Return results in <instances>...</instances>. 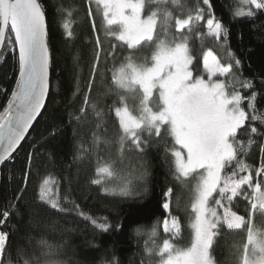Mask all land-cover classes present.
<instances>
[{
	"label": "snow or ice",
	"instance_id": "obj_1",
	"mask_svg": "<svg viewBox=\"0 0 264 264\" xmlns=\"http://www.w3.org/2000/svg\"><path fill=\"white\" fill-rule=\"evenodd\" d=\"M96 3L103 5L107 32L120 42L111 45L105 59L111 57L119 66L111 70L112 103L100 105L99 99L91 103L88 93L101 61V52L96 51L93 79L86 84L88 93L84 94L83 104L97 118L114 115L117 139L93 132L86 151L91 153L101 150V145L118 144V159L98 167V178L91 183L99 185L101 177H115L116 165L123 164L124 156L128 155L139 160L136 176L139 183L133 186L125 181L104 190L121 197L147 192L151 174L145 158L149 149L162 147L165 161L173 162L169 167L172 181L168 186L166 178L161 186L162 217L149 234L150 239L156 236L157 227L162 225V245L153 241L151 247L146 246L149 256H158V264H217L214 252L219 238L226 233L246 232V240L236 242L231 250V264H264V232L254 225L257 213L264 217V143L257 144V139L264 140V119H260L259 126L256 124V87L252 79H240L243 75L240 59L230 56L232 62L222 63L209 50L203 55L201 71L193 64L189 47V36L201 27H206L207 35L216 41H227L229 30L214 15L213 3L211 0H192L191 5L179 0H96ZM241 4L248 6L247 11L237 8L236 17L256 18L258 12H264V0H241ZM172 5L181 15L169 10ZM88 14L91 15V9ZM6 29H10L7 35ZM48 35L45 0H0V60L11 55L18 63L15 87L0 112V166L15 162V154L27 142L30 130L46 108L52 62ZM95 44L99 49L102 44L99 37ZM124 46L130 51L119 61L118 49ZM145 47L152 48L150 58L137 59L136 50ZM0 95L7 96L8 92L0 90ZM260 95L264 97V92ZM129 98L138 100V105L130 106ZM87 116L82 107L75 120ZM96 127L102 125L98 123ZM107 131L104 127L105 134ZM242 136L247 137L246 145ZM252 145L259 151L258 166L241 158V153L247 154ZM27 159L30 171L34 156L29 154ZM23 183L26 188L28 171L23 175ZM51 184L45 179L40 185L37 214L67 215L70 209L56 197ZM177 185L187 189L190 202V211L187 207L183 209L189 229L185 246L177 244L183 232L177 215L183 193L177 190ZM25 188L20 189L22 195L15 197L16 201L23 199ZM241 200L249 206L245 215L235 210ZM11 207L19 212L16 204ZM71 211L101 233L113 227L106 218L101 222L87 215L78 204ZM10 214L8 210L0 212V227L7 224ZM29 244L17 249L15 264H21L23 256L28 257L23 264H62L57 259L59 244L49 243L43 236L35 241L30 239ZM11 247L10 233L0 230V264H14Z\"/></svg>",
	"mask_w": 264,
	"mask_h": 264
},
{
	"label": "trees",
	"instance_id": "obj_2",
	"mask_svg": "<svg viewBox=\"0 0 264 264\" xmlns=\"http://www.w3.org/2000/svg\"><path fill=\"white\" fill-rule=\"evenodd\" d=\"M181 4L191 5L192 0H179ZM214 15L221 19L229 30L227 41L221 40L223 46L205 43L200 45L196 41L195 31L191 33L189 47L194 58V65L202 71V60L205 50L216 52L222 63L232 62L229 57L234 56L242 62L243 75L240 79H252L257 90L258 110L256 115L259 126L260 119H264V12H258L256 18H237L234 13L240 7V0H211ZM96 0H45L46 19L49 32V42L52 57V82L48 104L35 127L23 143V147L15 154L14 163H6L0 171V212L8 210L11 214L5 226L0 230L10 233V251L15 264L18 248L29 247V241L38 240L41 236L49 243L60 245V254L57 257L62 264H158L159 257L149 256L146 246L151 247L153 241L162 244L164 233L162 225L157 227V235L149 238L154 224H159L162 217L159 207L161 186L166 183L171 186L172 177L169 167L171 160L165 161L164 149H149L145 158L150 165V176L147 182V192L140 195L112 196L104 189H112L125 181L135 186L138 173V158L125 155L123 164H117V175L110 179L101 177V184L93 185L91 181L98 178L96 169L110 164L118 159V144L111 147L101 145V150L88 152L92 141V133L117 139V126L113 116L97 118L91 108L83 104V97L88 93L86 84L92 80V66L96 63L95 53L101 52V61L98 73L93 81L90 93V102L99 99L100 105H109L114 97L110 92L111 70L118 67L117 60L105 54L111 50V45L120 42L112 36L99 39L102 41L98 49L95 40L99 36V23ZM89 9L93 17L88 14ZM174 15H181L179 9L172 5L169 10ZM148 9L146 8V12ZM67 25V28L64 27ZM95 25V27H93ZM159 29V27H158ZM163 37V29H159ZM10 29H8V32ZM7 32V33H8ZM68 32L72 35L69 36ZM189 36V37H190ZM118 60L127 57L130 50L126 46L118 49ZM152 48L145 47L136 50V58L143 59L151 56ZM18 77V63L11 55L0 60V90H6L7 96L0 95V112H3L11 91L15 87ZM231 82V81H229ZM237 89L238 85H237ZM243 91V90H241ZM247 94V92H244ZM90 112L88 119L76 121L80 109ZM101 128H97V124ZM104 127L107 133H104ZM75 132V135H74ZM247 144V137H241ZM264 140L257 139V144ZM79 149V151H78ZM34 159L30 171L27 168L28 155ZM81 157L77 160L74 157ZM246 163L258 166L259 151L256 145L247 149V154L241 153ZM28 171L27 187L23 183V175ZM57 181L60 194L70 209L67 215L51 213L37 214L39 208V188L45 179ZM194 183V182H193ZM25 188L23 199L16 201L15 197L22 195L20 189ZM180 190L182 205L177 211L180 217L183 232L179 246L188 242V216L183 210L190 211V202L187 189L177 185ZM36 201V203H32ZM16 204L19 212H14L11 205ZM93 218L103 221L107 219L113 227L107 233H101L90 222L83 221L75 211L74 205ZM239 214L245 215L249 210L247 202L241 200L236 209ZM2 218V216H0ZM120 225V228H116ZM255 228L264 227V217L259 213L254 217ZM137 229L140 231L137 232ZM246 232L224 234L215 246L214 256L217 264H231V250L236 242H244ZM27 256L21 258L27 260Z\"/></svg>",
	"mask_w": 264,
	"mask_h": 264
},
{
	"label": "rangeland",
	"instance_id": "obj_3",
	"mask_svg": "<svg viewBox=\"0 0 264 264\" xmlns=\"http://www.w3.org/2000/svg\"><path fill=\"white\" fill-rule=\"evenodd\" d=\"M96 6L98 7V11H97V15H98V23H99V29L101 30V31H99V36L98 37H100L101 36V38H103V37H106L107 35H110V36H112L111 34H109L108 32H107V26H106V22H105V20H104V16H103V11H104V9H103V5L102 4H96ZM240 7H243L244 8V10L245 11H247V5H242L241 4V0H240ZM172 10V9H171ZM91 18L93 17V13H92V11H91ZM237 18H244V16H241V17H237ZM203 23V22H202ZM158 27H159V23H158ZM195 32H196V34L198 33V35H197V37H196V41H197V43L200 45V48H201V44L202 45H205V43H213V44H217L216 46H218V47H221V46H223V42H221V41H216L214 38H212V37H209L208 35H207V28L206 27H201L199 30H194ZM112 38H114V39H116L114 36H112ZM163 38V37H162ZM191 41V36L189 37V42ZM210 49H207V50H205V52H207V51H209ZM213 53H214V55H216L217 56V54H216V52L215 51H213V50H211ZM218 57V56H217ZM219 58V57H218ZM220 59V58H219ZM193 64H194V59H193ZM194 74H195V72H194ZM129 105L130 106H137L138 105V103H139V101L138 100H136V101H133L131 98H129ZM90 114V112H88V116H87V118L86 119H88L89 118V115ZM105 178H107V179H110V178H108V177H105ZM48 180H50L51 182H52V184H51V187H52V190H53V193L56 195V197L58 198V199H60V201H61V203L62 204H64L65 206H67L68 207V203H66V202H64L63 201V199H62V196H61V194H60V189H59V185H58V183H57V181L56 180H54V179H52V178H48ZM98 220H100V219H98ZM101 222H103L102 220H100ZM259 232H264V227H262L261 229L260 228H258L257 229ZM162 245V244H161Z\"/></svg>",
	"mask_w": 264,
	"mask_h": 264
},
{
	"label": "water",
	"instance_id": "obj_4",
	"mask_svg": "<svg viewBox=\"0 0 264 264\" xmlns=\"http://www.w3.org/2000/svg\"><path fill=\"white\" fill-rule=\"evenodd\" d=\"M7 32H8V29H6V35H7ZM48 42H49V35H48ZM49 47H50V42H49ZM50 54H51V49H50ZM51 76H52V65H51V71H50V80H51V82H52V78H51ZM50 93H51V92H50ZM49 97H50V95H49ZM49 97H48V99H47V101H46V106H47V104H48ZM44 110H45V109H44ZM44 110L42 111V114H43ZM41 116H42V115H41ZM41 116H40V117L38 118V120L34 123V127H35L36 123L39 121V119L41 118ZM34 127H33V128H34ZM33 128L30 130V133H31V131L33 130ZM5 165H6V163H5ZM5 165L0 166V171L3 169V167H4Z\"/></svg>",
	"mask_w": 264,
	"mask_h": 264
}]
</instances>
